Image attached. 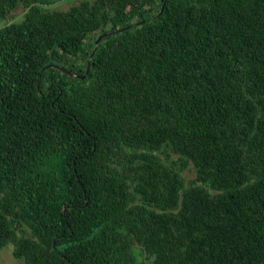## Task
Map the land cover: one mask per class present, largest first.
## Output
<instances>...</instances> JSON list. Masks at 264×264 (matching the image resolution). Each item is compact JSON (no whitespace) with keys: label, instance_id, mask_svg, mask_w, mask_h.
I'll return each mask as SVG.
<instances>
[{"label":"trees","instance_id":"trees-1","mask_svg":"<svg viewBox=\"0 0 264 264\" xmlns=\"http://www.w3.org/2000/svg\"><path fill=\"white\" fill-rule=\"evenodd\" d=\"M67 1L0 0V251L264 264V0Z\"/></svg>","mask_w":264,"mask_h":264},{"label":"rangeland","instance_id":"rangeland-1","mask_svg":"<svg viewBox=\"0 0 264 264\" xmlns=\"http://www.w3.org/2000/svg\"><path fill=\"white\" fill-rule=\"evenodd\" d=\"M78 1L77 0H71V1H67V2H61V3H58L50 8H46V9H49V10H65V9H68L69 7H71V5H74L76 4ZM22 12L21 11H18V14L15 18L14 21H19L22 17ZM10 22H7V21H4V20H0V27H3L7 24H9ZM183 177L188 181L190 179H193L194 178V174L192 171H185L182 173ZM142 253V252H140ZM139 259H143L140 255V258ZM145 264H148L149 261L147 260H144L143 261ZM0 264H23L22 261H19L17 259H15L13 256H12V246L11 245H8L6 246L4 249H2L0 251Z\"/></svg>","mask_w":264,"mask_h":264},{"label":"water","instance_id":"water-1","mask_svg":"<svg viewBox=\"0 0 264 264\" xmlns=\"http://www.w3.org/2000/svg\"><path fill=\"white\" fill-rule=\"evenodd\" d=\"M119 31H122V30H119ZM98 41L99 40H97L96 42H95V45H94V49H93V52L95 51V49H96V46H97V44H98ZM93 54V53H92ZM92 54L90 55V57H89V59L92 57ZM53 67H55V68H58L57 66H53ZM89 67H90V62H88L87 63V67H86V71H85V74H87L88 73V71H89ZM62 72H64V73H67V71L66 70H64V69H61V68H59ZM84 76H82L81 78H83Z\"/></svg>","mask_w":264,"mask_h":264}]
</instances>
